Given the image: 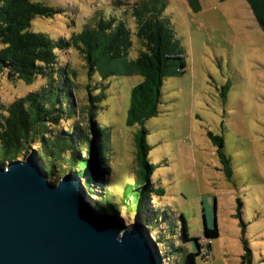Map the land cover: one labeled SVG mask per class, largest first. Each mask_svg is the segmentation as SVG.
Masks as SVG:
<instances>
[{
  "label": "rangeland",
  "instance_id": "1",
  "mask_svg": "<svg viewBox=\"0 0 264 264\" xmlns=\"http://www.w3.org/2000/svg\"><path fill=\"white\" fill-rule=\"evenodd\" d=\"M35 1L61 11L36 17L34 31L71 40L74 33L101 18L117 17L133 31L130 56L136 57L141 50L132 9L149 0ZM154 1L166 2L164 15L185 49L187 67L184 74L165 79L159 114L146 123L152 147L149 159L156 166L151 177L156 190L148 203L154 228L147 226L161 248L164 264H184L183 252L198 249L196 238L202 245L197 264H242L244 239L252 249L253 264H264V29L250 0ZM195 2L200 4L198 10ZM58 54L63 65L76 71L72 97L77 124L85 126L90 93H97L93 83L98 77L89 74L87 61L76 46L58 50ZM114 66L116 71L124 67L119 61ZM141 80L139 74L117 72L105 81L110 85L108 96L93 118L109 126L108 163L113 173L106 178H110L112 200L118 203L113 215L125 224L138 221L136 204L130 200H139L131 190H140L135 185L139 169L135 133L141 126H129L126 119L131 90ZM36 84L0 74V105L24 96ZM215 137L224 139L222 149L229 166L220 156ZM34 153L39 156V151H30ZM57 179L56 174L51 177ZM126 184L128 192L120 193ZM103 191L88 194L98 200ZM123 195L127 205L118 200ZM184 223L193 238L190 241L184 238ZM216 225L220 235L210 240L206 228Z\"/></svg>",
  "mask_w": 264,
  "mask_h": 264
},
{
  "label": "trees",
  "instance_id": "2",
  "mask_svg": "<svg viewBox=\"0 0 264 264\" xmlns=\"http://www.w3.org/2000/svg\"><path fill=\"white\" fill-rule=\"evenodd\" d=\"M250 1L264 29V0L260 3ZM193 5L197 10L200 8L199 2ZM166 7V2L154 0L133 6L137 23L135 34L141 50L136 57H131L133 31L124 20L103 17L94 26L88 25L81 33H74L71 40H57L45 32L32 30V23L39 16H54L61 11L59 8L35 0H0V74L7 73L10 79H22L28 84L37 83L24 96L0 105V163L23 159L30 155V151H39L40 161L50 179L55 174L59 178L71 171L85 179L90 195L95 194V189L105 188L95 202L104 211L117 212L118 203L112 200L108 190L110 178L105 179L98 174L99 161L104 164L102 170L106 177L113 173L108 163L109 126L101 124L98 117L93 118L108 96L110 85L105 81L117 72L139 74L142 80L131 90L126 119L129 126H141L135 133L139 167L135 185L140 190H131L139 200L134 198L130 201L136 204L134 212L138 214V220L148 226L152 224L150 228H154V215L148 203L151 193L156 190L151 184L156 166L149 159L152 147L146 123L159 114L165 79L184 74L187 67L185 49L176 37L170 18L164 15ZM72 45L83 53L89 74L98 77L93 83L97 93H90L87 105L89 123L85 126L77 124L72 97L77 88L73 79L76 71L63 65L58 54V50ZM115 61L124 67L116 71L113 69ZM214 142L221 147L220 156L229 166L230 160L222 149L224 139L215 137ZM127 188L126 184L119 192L126 194ZM118 200L121 204H128L124 195ZM238 208L240 216L242 204ZM183 235L187 241L193 239L187 223L183 225ZM219 235L217 225L206 228V237L210 240ZM199 241L200 238H196V251L183 252L184 264H197V255L202 248ZM208 246H211V241ZM244 247L242 264H253V252L246 239Z\"/></svg>",
  "mask_w": 264,
  "mask_h": 264
},
{
  "label": "water",
  "instance_id": "3",
  "mask_svg": "<svg viewBox=\"0 0 264 264\" xmlns=\"http://www.w3.org/2000/svg\"><path fill=\"white\" fill-rule=\"evenodd\" d=\"M98 169L106 179L100 161ZM0 264H164V256L145 223L101 209L73 172L51 180L34 153L0 163Z\"/></svg>",
  "mask_w": 264,
  "mask_h": 264
}]
</instances>
